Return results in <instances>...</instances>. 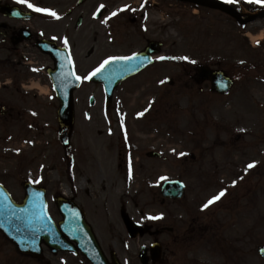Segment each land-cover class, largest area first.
<instances>
[{"label":"rangeland","instance_id":"374dc122","mask_svg":"<svg viewBox=\"0 0 264 264\" xmlns=\"http://www.w3.org/2000/svg\"><path fill=\"white\" fill-rule=\"evenodd\" d=\"M29 1L60 16L77 0ZM93 1L81 5L86 12L80 15L92 14ZM159 2L154 21L166 59L120 85L109 106L102 87L83 81L74 93L69 149L59 143L58 103L50 100L48 82L40 81L34 88L36 98L27 104V111L37 114L32 115L30 130L36 161L29 171L51 182L52 193L59 187L68 194L73 190L104 255L114 251L122 264H142L138 255L148 249L151 237L137 234L136 227H147L151 234L162 226H173L176 236L182 237L181 242L166 245L164 264H264L257 255V248L264 246V19L239 27L221 14ZM241 14L248 15L244 5ZM73 20L56 22L40 13L28 25L33 32L67 38L75 72L81 77L106 55L126 54L140 45L136 32H131L110 49L94 50V27L88 25L92 18L79 30L69 29ZM1 22L9 24L0 18ZM31 52L36 56L33 66L38 67L44 59ZM172 57H188L195 63ZM200 65L225 71L234 80V91L223 98L211 94L206 84H194V69ZM4 92L1 89L0 95ZM142 111L145 114L138 116ZM12 138L11 122L0 121V177L14 176V164L8 163ZM18 139L15 135L12 145ZM149 152L160 154V159L149 158ZM251 162L256 166L245 172ZM176 179L185 185L183 198L161 205V184ZM9 180L15 193L17 183ZM221 190L226 194L202 211V205ZM200 223L204 233L195 238L189 231ZM0 264L45 263L22 258L0 237Z\"/></svg>","mask_w":264,"mask_h":264},{"label":"flooded vegetation","instance_id":"af4514ba","mask_svg":"<svg viewBox=\"0 0 264 264\" xmlns=\"http://www.w3.org/2000/svg\"><path fill=\"white\" fill-rule=\"evenodd\" d=\"M159 1L160 0H146V4L142 8L141 4H144V0H96L90 2L93 9L91 12L95 13L101 4L105 6L97 15L96 19H93V15H90L89 17L87 15H80L85 13L86 10H80L81 5H75L74 7L71 6L66 10H63V15L60 16V19L54 18L53 21L75 19V25L73 28L79 30L83 27L86 19L90 20V18H92L93 23L91 21L88 22L89 27H92V24L94 27V30L92 28L91 32L92 48L98 51L100 49H110L117 43L120 37H126L129 36L131 32H136L138 35L137 40H139L140 45L133 46L134 49L126 54L117 55L128 56L142 51L151 41L159 42L160 27L159 24L154 21V8L158 9L156 10V14L159 15ZM163 1L172 3L167 0ZM221 1L226 3L225 0ZM87 2L88 0H86L82 5ZM125 5H129L130 7L125 11H118ZM226 5L240 14V8L242 6L241 2L234 4L226 3ZM133 9H135V11H133ZM203 9L211 11L207 8ZM113 11H118V14L109 19L106 24H102L100 21L108 17ZM212 11L228 17V19L236 25L235 20H233L230 16L219 11ZM35 17L36 16H32L29 21H22L17 19H8L0 15L1 19L9 22V24L3 22L0 23V90L3 89L5 91L4 95H0V119H8L7 121L11 122L13 142L15 141V135L19 137V139L14 143L11 154L13 163L16 168H18L16 175L12 179H18L17 185L21 192L18 195L21 194L22 196L24 195V181L28 178V176H24L23 173L25 169L30 168L33 163L31 154H27V156L25 151L26 145L31 143L30 130L32 129V115L30 111H27V104L31 103L33 98H36L35 94H33V89L36 84L40 85V81L48 82L49 84L48 69L52 66L50 58L41 54L36 49V42L38 40L50 38L42 34L39 30L35 32L32 31V26H29L28 24L33 21ZM71 28L72 27H69V29ZM25 31H31L32 36L29 40L24 39V37L28 35ZM137 40L133 39L132 42ZM61 44L64 45L63 40L61 41ZM32 49L44 59L37 62V64H40L38 67L33 66L32 60L35 59L36 56L34 55V52H31ZM157 63L158 59L154 58L152 65L149 67L151 68ZM32 69H39V71H32ZM36 76H39V79L34 82L33 78L35 77L36 79ZM192 79L194 81L193 77ZM205 84L208 86L211 94L218 97H228L235 88V85H233L229 93L226 96H222L217 95L215 92L210 90V83L208 81H204L201 85ZM20 143L24 144L20 145ZM18 150H20L19 154ZM5 179L6 178L0 177V183L8 187V183L5 182ZM42 186L47 190H51L52 187L48 182H45V185ZM101 189L104 190L103 187ZM75 197L76 196H73V198ZM52 215L55 217L54 221L58 222V213L54 212L53 214L52 211ZM87 220L95 232L94 225L88 217ZM143 232H148V229L144 228ZM202 232L204 233L200 223L194 224V226L190 229L189 234L198 238L202 237ZM149 236L152 238L151 243H158L161 248V257L158 264L165 263V254L167 251L166 245L170 242V244H175L178 241L181 242L180 239L182 238L176 236L173 226H162L161 228L154 230L151 234H149ZM45 255L46 256L41 260L29 259L33 262L35 261L36 263L74 264L73 261H70L73 259L75 262L83 261L85 264H88L80 255L74 256L66 253L52 254L48 250H45Z\"/></svg>","mask_w":264,"mask_h":264},{"label":"water","instance_id":"95a60500","mask_svg":"<svg viewBox=\"0 0 264 264\" xmlns=\"http://www.w3.org/2000/svg\"><path fill=\"white\" fill-rule=\"evenodd\" d=\"M196 5L209 6L216 9H223L217 3L209 0H178ZM16 9L8 6H0V13L8 17L20 18L16 15ZM15 14V15H14ZM237 21L244 25L258 18H264V12L249 19H241L234 15ZM41 52L50 55L54 61V68L49 70V76L53 83V89L59 100L58 124L65 128L62 137L64 144L69 138L73 125L74 116L72 110V93L79 87L80 82L74 77L65 78L62 73L69 72L66 50L57 48L51 42L42 41L37 44ZM156 44H149L144 52L135 55V59L127 62L117 61L105 67V69L91 79L93 82L102 83L106 93L107 103H110L113 90L120 82L137 73L146 65L150 64V55L157 53ZM198 80L210 79L212 87L217 92L225 93L231 87V81L222 72L209 71L206 68H198ZM151 157L158 155L152 153ZM183 185L178 181L166 182L161 186V194L164 198L178 199L182 196ZM58 209L64 217L60 224L61 232L77 243V249L71 247L64 241L60 232L54 227L46 215L44 200L41 196L33 197L28 193L23 204L17 205L11 201L5 192L0 188V231L12 241L19 252L35 257H40V245L44 243L50 247L53 253L57 251L79 250L92 264H109L104 258L90 228L84 221L82 212L72 203L58 199ZM157 249L151 248L152 261L158 258ZM259 255L264 260V247L259 249ZM143 260V253L140 255ZM112 264H118L112 254Z\"/></svg>","mask_w":264,"mask_h":264},{"label":"snow or ice","instance_id":"6c2138e0","mask_svg":"<svg viewBox=\"0 0 264 264\" xmlns=\"http://www.w3.org/2000/svg\"><path fill=\"white\" fill-rule=\"evenodd\" d=\"M16 2L18 4H23L25 5L27 8L31 9L32 11H35L37 13H46L47 15L55 18V19H60V16L55 12V11H52L50 9H46V8H41V7H37V6H34L32 3L29 2V0H16ZM226 3H229V4H234V3H239L240 0H225ZM245 3H248V4H252V5H258L260 7H264V0H244ZM146 4V0H144V4H141V7L143 8ZM105 6L103 4H101L98 9L96 10L95 13H93V19H96L97 18V15L101 12V10L104 8ZM130 6L129 5H125L123 8L119 9L118 11H125L129 8ZM118 11H113L110 13V15L108 17H106L105 19L101 20L100 22L102 24H106L108 22L109 19H111L112 17H115L117 14H118ZM133 11H135V9H133ZM15 15V14H14ZM53 39H56V37H53ZM63 44H64V47L67 48L68 47V40L67 38H65L63 40ZM257 45H259V42L257 41ZM135 59V54L133 56H113V57H109L105 60H103L97 67H95L91 72H89L87 75L81 77L79 75H77L75 73L74 70H70L69 72H65V73H62V75L67 78L69 76L71 77H74V79L76 81H87V80H91L93 77H95L97 74L101 73L105 67L111 63H114V62H117V61H123V62H127V61H131ZM158 60H165L166 57H163V56H160V57H157ZM171 59H181V60H185V61H188L190 63H195V61H191L189 60L188 57H172ZM67 61H68V65L71 69L72 67V60H71V57L68 56L67 57ZM32 71H39V69H32ZM161 83H164V81H161ZM51 98V97H50ZM151 101L149 102V108L151 107ZM148 109H145V111H147ZM145 113L142 111L140 113H138V116H143ZM32 115H37L36 113H32ZM121 127H123V116H121ZM243 131V130H241ZM174 153H175V149L172 150ZM178 155L180 156H183V155H186L185 153H179ZM256 166V163L255 162H251V163H248L245 167V172H247L248 170L254 168ZM129 176L131 178V169L129 170ZM162 179H167V178H162ZM236 184V181L233 180L232 182V186L234 187ZM226 194V191L225 190H221L220 192H218L217 194L211 196L203 205H202V208L201 210H205V209H208L211 205H213L215 202L219 201L224 195ZM162 217L161 216H149L148 219H153V220H156V219H161Z\"/></svg>","mask_w":264,"mask_h":264},{"label":"bare ground","instance_id":"6f19581e","mask_svg":"<svg viewBox=\"0 0 264 264\" xmlns=\"http://www.w3.org/2000/svg\"><path fill=\"white\" fill-rule=\"evenodd\" d=\"M252 39H254V38H252Z\"/></svg>","mask_w":264,"mask_h":264}]
</instances>
